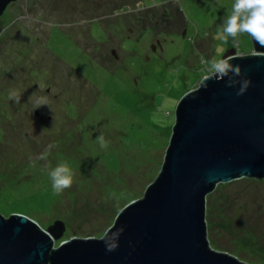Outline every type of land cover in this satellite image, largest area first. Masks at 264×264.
<instances>
[{
    "label": "rangeland",
    "instance_id": "rangeland-1",
    "mask_svg": "<svg viewBox=\"0 0 264 264\" xmlns=\"http://www.w3.org/2000/svg\"><path fill=\"white\" fill-rule=\"evenodd\" d=\"M167 1L17 0L6 8L1 216L25 215L42 228L64 221L60 242L100 239L125 205L143 197L163 165L180 99L205 75L200 56L252 50L248 33L223 38L233 0ZM167 6L172 28L161 30ZM155 37L160 45L151 52ZM61 161L73 182L57 193L48 172ZM205 224L210 248L264 264V178L217 184L205 199Z\"/></svg>",
    "mask_w": 264,
    "mask_h": 264
},
{
    "label": "water",
    "instance_id": "water-1",
    "mask_svg": "<svg viewBox=\"0 0 264 264\" xmlns=\"http://www.w3.org/2000/svg\"><path fill=\"white\" fill-rule=\"evenodd\" d=\"M16 1L0 0V17ZM251 42L248 54L222 56L250 80L246 91L237 95L227 77L206 87L202 78L182 96L159 174L100 239L60 242L64 221L41 228L0 215V264H247L210 248L205 199L219 183L264 178V45Z\"/></svg>",
    "mask_w": 264,
    "mask_h": 264
},
{
    "label": "clouds",
    "instance_id": "clouds-1",
    "mask_svg": "<svg viewBox=\"0 0 264 264\" xmlns=\"http://www.w3.org/2000/svg\"><path fill=\"white\" fill-rule=\"evenodd\" d=\"M140 4H137V9ZM222 33L224 39L227 37L235 38L238 33H248L259 44L264 45V0H233L231 10L228 15L222 19ZM251 52V51H250ZM238 54V52H237ZM243 54V53H242ZM230 56H217L206 58L200 56V71L205 73L202 84L207 86V80L210 78L228 79L225 83L229 86L239 84L236 94L240 95L247 89L250 80L242 76L239 65L231 63ZM15 94L9 93L12 98ZM101 148L105 147L106 141L103 136L97 137ZM53 144L46 145L44 151L39 154L40 158L47 155ZM51 188L54 192H61L68 188L73 182V172L66 162H58L49 172Z\"/></svg>",
    "mask_w": 264,
    "mask_h": 264
},
{
    "label": "flooded vegetation",
    "instance_id": "flooded-vegetation-1",
    "mask_svg": "<svg viewBox=\"0 0 264 264\" xmlns=\"http://www.w3.org/2000/svg\"><path fill=\"white\" fill-rule=\"evenodd\" d=\"M168 2H169V0L166 2V5H168ZM155 8V7H154ZM168 6H167V8H166V13H170V15L168 16L167 15V18L164 16V18L166 19V24L164 25V26H162V29L161 30H164V29H166V30H171V28H172V23L169 21V20H171V11H169L168 10ZM150 9H152V8H150ZM148 10L147 11V14H150V15H153V14H158L155 10ZM145 11V10H144ZM130 13V12H129ZM165 13L162 11V16L164 15ZM170 28V29H169ZM160 32H162V31H160ZM157 34H159V32L157 31ZM151 44H152V47H151V52H156L157 51V48L159 47V45H160V40H159V38H157V37H155L154 38V40L153 39H151ZM115 52V51H114ZM113 55L115 56V54L113 53Z\"/></svg>",
    "mask_w": 264,
    "mask_h": 264
},
{
    "label": "trees",
    "instance_id": "trees-1",
    "mask_svg": "<svg viewBox=\"0 0 264 264\" xmlns=\"http://www.w3.org/2000/svg\"><path fill=\"white\" fill-rule=\"evenodd\" d=\"M238 53H239V52H238ZM240 53H241V52H240ZM158 174H159V172H158ZM158 174H157V175H158ZM41 228H42V227H41Z\"/></svg>",
    "mask_w": 264,
    "mask_h": 264
}]
</instances>
